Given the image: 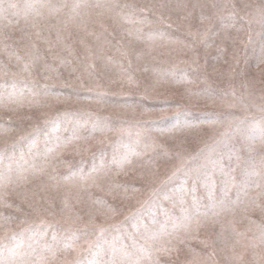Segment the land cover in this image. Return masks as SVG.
<instances>
[{"label":"snow or ice","instance_id":"snow-or-ice-1","mask_svg":"<svg viewBox=\"0 0 264 264\" xmlns=\"http://www.w3.org/2000/svg\"><path fill=\"white\" fill-rule=\"evenodd\" d=\"M193 9L200 8L201 23L208 21L209 27L203 33H193L189 30V36H200L201 43L208 46L207 41L211 31V21L217 19L222 29H235L237 33L250 32L253 24H258L261 28V35L264 36V0L260 4L242 3H213L210 6L197 4ZM212 10L210 15H205L204 10ZM159 9L160 15L156 17L159 23H165L163 11L168 10L169 14L173 11L179 14L181 20H188L192 12L188 11V5L177 4L175 8L171 5L159 4L138 5L129 2L92 4L87 0H0V43L10 38L5 35L6 29L20 28L21 21L24 27L20 28L21 39L31 38L35 35L36 41L43 40L48 45L51 52L59 45H63L69 55L73 54L72 46L67 43L72 38L71 28L83 31L86 35H96L89 32L88 24L93 22V14L103 16L105 13L123 29L121 35L138 41H144L151 45L157 38L164 40L167 33L153 30V21L148 16L155 15V9ZM99 10V11H97ZM148 25L149 30L145 32L144 26ZM126 26V27H125ZM171 27V25H168ZM103 27V25H101ZM107 33V29H105ZM47 33V35H45ZM55 34V40L52 36ZM219 33H217L218 35ZM115 37V33H109ZM227 39L228 37L225 36ZM100 37L97 36L99 41ZM80 44L85 48V71L88 72L90 80L97 79L95 76V64H88V60L107 59L108 64H118L120 68L119 79L112 80L110 83H119L121 86L126 81L130 86L137 83L131 74V59L128 50L124 49L122 40H117L115 45L110 40L105 39L104 45L115 47L120 59L116 60L112 56H106L103 48L99 53H94L92 47L80 39ZM179 43L178 41H171ZM235 43V40H233ZM185 47H190L185 45ZM8 46L5 45L7 51ZM31 49L27 58L21 57L16 52H8L9 58L15 56L17 67L20 72H8L0 62V77L10 75L11 79L0 82V109L9 112H16L27 105L29 109L33 106L50 107L51 105L42 104L43 98L55 95L57 98L60 93L52 92V85L44 83L38 84V77L42 76L45 81L52 79L50 75L55 69L45 61V57L39 53L36 42L30 44ZM151 50V49H150ZM54 62L61 65L69 64L71 61L63 59L59 54L53 55ZM77 59H80L77 57ZM127 59L128 67L125 68L123 60ZM140 59V56H137ZM42 61H45L41 64ZM195 62V61H194ZM264 45L261 46L258 61L260 82L264 84ZM22 66V67H21ZM89 69H91L89 71ZM76 71V69H73ZM144 71H148L145 67ZM157 73V80L153 85L162 82L164 75L174 73L161 72L153 69ZM59 75V73H57ZM244 75V74H239ZM235 79V75L230 80ZM80 82L79 89L73 88L72 91L79 97L80 89L87 93H95L99 100H102L107 92L102 90V85L96 84L85 88L82 76H78ZM254 81L242 80L240 83L241 93L237 95L236 86L229 84L228 90H220L219 93L211 88H206L200 92H187L189 102L192 98L196 100L204 99L211 104L219 103L229 109L239 108L244 115H235L233 112L205 113L208 119L201 120L199 123L179 120L171 127L156 129L161 136H166L164 143H159L157 139L150 135L152 129L147 127L148 121H130L111 116H96L94 120L84 121L79 117L87 115L92 117L94 114L88 113H57L56 117L46 123L52 124L51 133H45V151L43 154L44 163L37 164V156L33 155L32 148L35 147L36 139H31L27 156L23 151L19 157L16 156L17 145H11V153L0 152V207H13L8 202L11 192H16L22 197V202L27 203L37 215L46 214L52 217L57 216L56 205L48 196L52 188H59L61 181L69 182L76 177L81 180L91 181V184L99 187L101 181L109 180V191L122 192L123 199H131L140 188L130 187L129 182L116 183L110 180L112 169H116V175L123 173L124 176L133 174L145 184L155 182L159 175V164L167 166L172 164L171 175L168 180L180 178V184L173 188L170 194H165L163 199L170 204L169 208L161 205L164 214V221L161 223L154 215L148 222L133 225V231L120 232L118 225L105 227L96 223V215L89 213V221L82 224L83 217L78 213H73L70 209L67 198L62 202L59 210L63 225L52 223L46 219H41L39 224H29L27 220H20L19 223L27 225L19 232L11 230V225L16 220L15 217L0 214V229L4 231L3 239L7 243L0 242V264H162L161 257H173L177 259L182 250V246L189 244L191 239H197L201 228L220 224V232L215 236L206 235L199 240L205 252L203 256L192 248L188 251L193 254V259L186 261V264H220L216 260L217 252L225 253L227 264H264V87L260 90V95L254 96L251 91V84ZM138 86V84H137ZM87 98V97H85ZM259 100V103L256 101ZM177 108L182 107L176 104ZM251 109H256L260 115L257 117L251 114ZM31 119V117H28ZM61 121L70 124V128H65L64 132H69L67 138L61 135L52 136V133H59ZM12 121H7L11 125ZM91 124L90 132L87 136H81L80 130ZM119 125L116 127L115 125ZM208 125L212 130L209 141H205L195 153L188 152L186 145L189 144V134L196 132L198 137L208 135L207 130L202 126ZM219 126V127H218ZM222 128V130H220ZM14 129L0 123V136H7ZM99 133L103 139L97 140L98 144L103 145L109 133H114L118 139L113 144V155L110 162L105 161V153L101 151L99 164L93 161L92 167L85 173L83 167L77 171L70 172V175L59 177L55 174V164L59 162L62 150L73 141H89L95 139ZM127 134L129 142H124V135ZM134 135V139H133ZM21 140L28 139L20 137ZM49 145H51L49 147ZM170 145V146H169ZM142 150L138 151V148ZM49 157L52 162H49ZM7 160V163H5ZM176 161V163H173ZM51 169V172L48 170ZM219 173L224 177L223 198L216 196L215 176ZM239 181H237V174ZM47 176V182H41L35 187L37 177ZM130 183H135L133 179ZM203 186L207 193L209 204L201 203V198L195 195L197 189ZM237 189L236 199L232 200L228 196L231 187ZM256 190L255 196L248 193ZM43 193V195H41ZM191 195L189 201L187 197ZM243 195L244 200H241ZM96 204L107 209V213L101 212L100 215L106 219L109 215L114 216L116 209L107 205L102 200H96ZM243 207L244 215L241 223L247 220L248 227L243 231L237 228L235 219L228 222L227 226L219 220L221 213L232 211L235 207ZM204 209L203 211L201 209ZM259 209L261 219L259 222L249 216V209ZM17 206V211H19ZM178 210V215L173 213ZM89 225L92 227L90 228ZM51 229V239H48ZM115 231L118 235L112 236L111 240L106 238L107 233ZM61 232L63 234H61ZM95 235L96 239H89ZM83 240V244L81 241ZM87 245L85 248L84 245ZM211 249V251H207ZM75 254L72 256V254ZM251 259H248V257ZM69 257H72L71 259ZM164 264H175L169 260Z\"/></svg>","mask_w":264,"mask_h":264},{"label":"rangeland","instance_id":"rangeland-1","mask_svg":"<svg viewBox=\"0 0 264 264\" xmlns=\"http://www.w3.org/2000/svg\"><path fill=\"white\" fill-rule=\"evenodd\" d=\"M53 2H56V0H53ZM68 2L71 3L72 0H68ZM87 2L104 4L116 2V0H87ZM119 2L136 3L141 6L148 4L158 6L163 3L171 5L173 9L177 4H186L188 5V11H191L193 14L188 20H181L179 16L185 15L183 11L179 14L175 11L169 14L168 10L165 9L163 11L165 23H159L156 17L160 15V11L158 8L155 9V15L150 14L148 16L153 21L151 28L167 33V38L164 40L157 38L149 45L144 41H138L134 38L131 39V43L129 44V38L126 35H121L123 31L122 27L115 23L107 13L103 16H97L94 13L92 17L93 22L88 24V30L96 35H86L83 31H77L75 27L70 29L72 38L67 43L73 48V54L71 55L64 50L63 45H59L50 52L48 45L43 40L36 41L34 34L31 35L30 39H21L22 33L20 28L24 27L23 21H21L20 28L6 29L5 35L10 38L0 43V62L5 66V70L9 73L13 71L19 73L20 67H17L15 56L10 59L8 52H16L21 57L27 58L29 51H36V49L30 48L31 42L35 41L39 53L55 69V71L50 73L53 77L52 79L45 81L40 76L38 77V84L42 86L44 83H48L52 85V92L60 93L61 95L59 98L55 95H50L46 100L41 96V103L51 105L50 107L37 108L33 106L29 109L25 105V107L16 112L0 109V123H4L6 127L10 126L14 129L7 136H0V152L7 151L11 153L13 151L11 145L15 143L17 145L15 149L16 156L19 157L21 151L27 156L30 140L36 139L32 153L37 156L35 162L38 165L44 163L45 133H51L52 130V124L45 121H50L56 117L57 113L63 112H91L94 114L92 117H88L87 115L79 117L82 119V122L94 120L96 116H111L113 119L120 117L121 119L130 121H148L147 127L152 129L150 135L155 137L159 143H164L167 137L161 136L160 132L156 131V129L171 127L178 120L181 123L185 121L199 123L201 120L209 118L205 116V113L209 112L228 113L231 111L238 116L244 115L239 108L229 109L219 103L213 105L204 99L197 101L196 98H192L190 103L187 96L188 91L200 92L206 88H211L219 93L220 90H228L229 84L232 83L236 86L237 95H240L241 81L249 80L254 81L250 86L254 96L258 97L261 94L260 90L264 87V84L260 82L258 61L261 46L264 45V36L261 35V28L258 24H253L250 32L237 33L235 29L225 31L220 26L219 21L213 18L207 41L208 46L201 43L200 36L188 35L189 30L193 33H203L209 27L208 21L201 23V9L198 7L193 9V5L204 4L210 6L213 3L230 4L233 2L238 5L242 3L260 4L261 0H119ZM211 11L210 7L206 8L204 14L210 15ZM168 25H171V27ZM105 29H107V33ZM144 30L147 32L149 26L145 25ZM109 33H115V37L109 35ZM217 33L219 34L217 35ZM97 36L100 37L99 41L97 40ZM225 36L228 38L226 39ZM81 38L92 47L94 53H99L100 49L103 48L106 56H112L116 60H119L120 56L116 52L115 47H107L104 45V41L105 39L110 40L115 45L117 40H122L124 44V49L122 50L129 51L128 59L132 61L130 71L137 83L131 86L126 81L122 86L119 83H110L112 80L119 79L120 68L118 64H108L106 58L87 61L88 64H95V76L98 77V80L95 78L90 80L88 72L85 71L84 67L85 61L83 57L85 55V48L79 42ZM52 39L53 41L55 40L54 33ZM233 40H235V43H233ZM171 41H178L179 43H172ZM5 45L8 46L7 51L5 50ZM185 45H189L190 47H185ZM56 54H59L65 60L71 61V63L61 65L58 61L54 62L52 57ZM137 56H140L139 60ZM77 57L80 59H77ZM45 61H42L41 64ZM123 64L125 68L128 67L127 59L123 60ZM145 67L148 68V71H144ZM260 67H264V65H260ZM73 69H76V71H73ZM153 69H158L165 73H174V76L164 75L161 78L162 82L156 84L155 88H153L157 80V73ZM241 73L244 75H239ZM233 75H235V79L230 80V77ZM78 76L83 77L85 88L89 86L95 88L96 84L99 83L103 86L102 90L106 91L107 95L102 100H99L95 93L89 94L84 89H80L78 97L72 91L73 88L79 89L80 87V82L77 80ZM5 79H11L10 75L0 77V82H3ZM256 103H259V100ZM176 104H181L182 107L177 108ZM251 114L257 117L260 115L256 109H251ZM28 117H31V119H28ZM9 120L12 121L11 125L7 124ZM115 126L118 127L119 125ZM202 127L207 130L208 135L198 137L195 131L191 132L189 134L190 142L186 145L188 152L195 153L203 146L205 141L210 142L209 136L212 130L208 125H203ZM65 128H70V124L61 121L59 133H52V136L61 135L67 138L71 133L70 131L64 132ZM90 129L91 124L88 123L86 127L81 128L80 135L87 136ZM22 136L28 139L21 140L20 137ZM100 139H103V137L97 133L93 140L87 142L84 140L73 141L67 145L62 150L59 162L55 164V174L59 177L68 176L70 172L77 171L80 167H83L86 173L92 167L94 160L99 164L101 151L105 153L106 163L110 162L113 155V144L118 139V136L114 133H109L103 145L96 142ZM123 139L125 143L129 142L127 134L124 135ZM137 150H142V147ZM49 162H52L51 157H49ZM5 163H7V160H5ZM173 163H176V161H173ZM158 167L160 168L159 175L155 182L151 184H145L138 178H134L131 173L127 177L123 173L116 175V169H112L110 175L111 181L121 184L129 182L130 187L141 189L131 199H123L122 192L109 191V180L101 181L100 186L96 187L91 184V181L86 182L76 177L69 182L61 181L58 189L52 188L49 190L48 196L55 203L58 213L55 217L46 214L37 215L28 207L27 203L22 202V197L17 195L16 192H11V190H9L8 202L13 207H0V214L4 216L11 215L16 218L11 225V230L15 232H19L21 228L27 226L26 224H20V220H27L29 224H39L41 219H46L52 223L58 222L63 225L64 222L61 220L59 210L62 207V202L67 198L71 211L83 217L80 226L88 223L90 212L96 215V223L102 224L105 227L118 225L120 232L133 231V225L148 222L153 215L163 223L164 214L161 210V205L164 208L170 207L169 202L165 201L163 197L165 194H170L173 188L180 184V178L168 180V176L171 175L172 164H168L167 166L159 164ZM48 171L51 172V169ZM236 175L237 181H239L238 173ZM133 179H135V183H130ZM215 180L217 185L216 196L222 199L224 177L217 173ZM42 181L46 183L47 176L42 178L37 177L34 184L29 187H35ZM236 192L237 189L233 186L229 189L228 196L232 200H235ZM195 195L201 198L202 204L207 205L210 203L203 186L197 189ZM248 195L250 197L255 196L256 190L252 189ZM187 199L190 201L191 195ZM96 200H102L107 205L115 208L116 214L114 216L109 215L107 219L100 215L99 213L101 212L107 213V209L96 204ZM241 200H244L243 195L241 196ZM17 206H19V211H17ZM201 210L203 211L204 209L202 208ZM173 214L178 215V210ZM243 215V207H235L232 211L221 213L219 220L227 226L229 221L235 219L237 221V228L243 231L248 227L247 220L241 223ZM249 216L257 222L261 219L258 208L256 210L249 209ZM89 227L91 228L92 226L89 225ZM220 230V224L209 226L206 229L201 228L197 239H191L188 245L182 246L178 259L175 256H162V264L169 260L174 261L175 264H186V261L193 259V254L188 251L189 247L203 256L205 249L199 243V240L204 239L206 235L215 236ZM61 234L63 233L61 232ZM118 234L115 231H110L107 233L106 238L111 240L112 236ZM3 237L4 231L0 229V242L7 243L8 241L3 239ZM48 239H51V229L49 230ZM89 239L95 240L96 236L92 235ZM81 243L83 244V240ZM84 247L86 248L87 245L85 244ZM207 251H211V249ZM74 255L73 253L72 256ZM225 255V253L218 251L216 260L220 264H227L224 259ZM69 258L71 259L72 257ZM248 259H251V257L249 256Z\"/></svg>","mask_w":264,"mask_h":264}]
</instances>
